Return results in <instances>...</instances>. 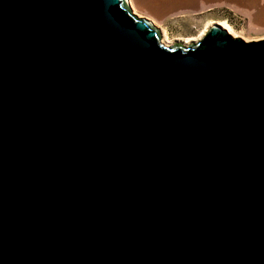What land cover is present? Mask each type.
Returning a JSON list of instances; mask_svg holds the SVG:
<instances>
[{"label": "water", "instance_id": "95a60500", "mask_svg": "<svg viewBox=\"0 0 264 264\" xmlns=\"http://www.w3.org/2000/svg\"><path fill=\"white\" fill-rule=\"evenodd\" d=\"M0 264H264V39L0 0Z\"/></svg>", "mask_w": 264, "mask_h": 264}, {"label": "crops", "instance_id": "0c3cea01", "mask_svg": "<svg viewBox=\"0 0 264 264\" xmlns=\"http://www.w3.org/2000/svg\"><path fill=\"white\" fill-rule=\"evenodd\" d=\"M132 7L144 17L159 22L177 18L210 15L217 12L233 14V21L244 26L264 29V0H130Z\"/></svg>", "mask_w": 264, "mask_h": 264}, {"label": "rangeland", "instance_id": "374dc122", "mask_svg": "<svg viewBox=\"0 0 264 264\" xmlns=\"http://www.w3.org/2000/svg\"><path fill=\"white\" fill-rule=\"evenodd\" d=\"M130 1V0H129ZM132 7V3L130 2ZM133 8V7H132ZM138 14L139 17H144L136 10L133 11ZM213 18L210 15H200L187 18H177L171 21L159 22L151 20L155 27L161 31V41L163 40V34L166 35V45H189L186 41L192 42L197 40L206 33V31L214 24L218 22L227 21L232 28V35L243 38L246 41L264 39V29H252L244 26L241 23H235L228 17L227 12L214 13Z\"/></svg>", "mask_w": 264, "mask_h": 264}, {"label": "bare ground", "instance_id": "6f19581e", "mask_svg": "<svg viewBox=\"0 0 264 264\" xmlns=\"http://www.w3.org/2000/svg\"><path fill=\"white\" fill-rule=\"evenodd\" d=\"M128 2L130 3V1L128 0ZM133 9V11L135 10L134 8H132ZM136 13V12H135ZM217 25H219V26H221L223 29H225L226 31H228L230 34H232V28H231V25L227 22V21H223V22H218V23H216ZM204 35V34H203ZM163 40H162V42L163 43H165L166 44V42H168V40L166 39L167 37H166V35H164L163 34ZM201 38V37H200ZM199 38V39H200ZM198 39V40H199ZM195 41H197V40H195ZM192 42H194V40L192 41ZM192 42H189V40H187L186 41V44L187 43H192Z\"/></svg>", "mask_w": 264, "mask_h": 264}, {"label": "trees", "instance_id": "16d2710c", "mask_svg": "<svg viewBox=\"0 0 264 264\" xmlns=\"http://www.w3.org/2000/svg\"><path fill=\"white\" fill-rule=\"evenodd\" d=\"M228 15H229V19L231 20V21H233V14L232 13H228Z\"/></svg>", "mask_w": 264, "mask_h": 264}, {"label": "built area", "instance_id": "2783aa9c", "mask_svg": "<svg viewBox=\"0 0 264 264\" xmlns=\"http://www.w3.org/2000/svg\"><path fill=\"white\" fill-rule=\"evenodd\" d=\"M237 23H241V24H243V21H241V20H238V21H236ZM234 24H235V22H234Z\"/></svg>", "mask_w": 264, "mask_h": 264}]
</instances>
